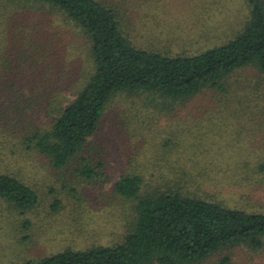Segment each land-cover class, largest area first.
Listing matches in <instances>:
<instances>
[{
	"label": "rangeland",
	"instance_id": "1",
	"mask_svg": "<svg viewBox=\"0 0 264 264\" xmlns=\"http://www.w3.org/2000/svg\"><path fill=\"white\" fill-rule=\"evenodd\" d=\"M98 1L115 11L121 32L135 48L170 57L198 55L231 41L250 11L246 0ZM53 24L58 26L52 28L57 44L48 73L66 105L85 85L93 62L86 39L57 20ZM228 84L227 96L209 90L184 105L146 95L116 96L83 152L61 170L21 144L22 126H50L45 111L22 108L16 115L15 108H8L10 121L20 123L9 132L1 126L7 129L0 135V173L31 187L38 204L21 213L0 197V264L120 244L137 219L136 202L115 193L116 183L127 174L154 183V176L185 172L197 178L199 196L264 213V173L251 184L241 179L264 162V74L242 70ZM81 159L99 176L81 177ZM241 160L248 162V171ZM230 254L232 264H264V248H237Z\"/></svg>",
	"mask_w": 264,
	"mask_h": 264
},
{
	"label": "trees",
	"instance_id": "2",
	"mask_svg": "<svg viewBox=\"0 0 264 264\" xmlns=\"http://www.w3.org/2000/svg\"><path fill=\"white\" fill-rule=\"evenodd\" d=\"M246 2L249 17L234 39L198 55L170 57L135 48L121 32L115 11L101 1L0 0V135L20 123L10 121L8 108H15L16 115L26 108H42L50 126H22L21 144L61 170L83 152L99 130L107 105L118 95H146L183 105L209 90L229 95L228 81L236 72L264 74V0ZM55 20L87 40L93 62L85 85L66 105L48 73L57 44ZM81 160V177L99 176L86 159ZM240 162L248 171V162ZM249 171L252 174L241 179L251 184L256 174L264 173V162ZM154 178L149 183L144 175L127 174L116 183L115 193L136 202L137 214L120 244L68 249L24 264H232L234 249L264 248L263 212L230 208L199 196L197 178L185 172ZM0 197L21 213L38 204L31 187L6 173H0Z\"/></svg>",
	"mask_w": 264,
	"mask_h": 264
}]
</instances>
